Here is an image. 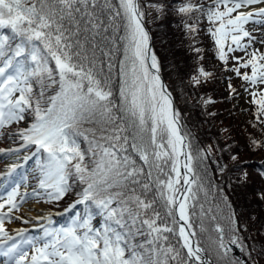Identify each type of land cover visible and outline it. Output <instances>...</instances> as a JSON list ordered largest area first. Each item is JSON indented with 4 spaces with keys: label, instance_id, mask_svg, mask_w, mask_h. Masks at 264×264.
Returning a JSON list of instances; mask_svg holds the SVG:
<instances>
[{
    "label": "snow or ice",
    "instance_id": "snow-or-ice-1",
    "mask_svg": "<svg viewBox=\"0 0 264 264\" xmlns=\"http://www.w3.org/2000/svg\"><path fill=\"white\" fill-rule=\"evenodd\" d=\"M155 7L162 11L164 6ZM176 10L191 21L184 27L193 39L206 30L219 60L225 65L234 61L229 71L243 81L252 127L259 125L264 133V50L253 47L255 38L247 27L250 23L264 26V0H183ZM143 18L138 0L116 4L112 0H0V30L12 33V38L0 36V129L33 116L34 122L14 135L24 148L34 149L25 159L36 158L39 188L58 203L75 183L77 199L69 209L84 205L87 212L67 227L44 228L46 240L37 246L22 231L13 235L5 226L19 208V191L0 197V256L8 257L9 264H209L205 249L193 239L195 205L190 203L196 200L192 185L199 177L189 179V174L194 175L193 162L203 153L194 157L187 135L181 134L180 113L161 79ZM121 28L123 34L118 35ZM110 30L112 36H105ZM97 36L109 41L107 51ZM97 50L108 58V76L103 74ZM193 51L199 57L201 49ZM119 52L117 103L111 73L117 68L114 53ZM237 52L244 55H229ZM193 73V85H202L212 76L203 66ZM229 89L236 92L231 84ZM84 124L99 127L81 131ZM129 127L134 129L131 143L125 134ZM81 137L87 149L78 142ZM252 143L264 147L256 139ZM153 187L155 193L149 198ZM159 201L166 209L164 215L156 207ZM93 207L103 218L100 227L92 222ZM229 220L227 230L215 226L217 255L223 264H258L252 255L255 248L247 243L251 239L245 235L247 228L234 216ZM138 235L145 240L131 242ZM17 237L30 249L22 247ZM234 249L246 253L247 259L230 256ZM259 255L264 257V250Z\"/></svg>",
    "mask_w": 264,
    "mask_h": 264
},
{
    "label": "trees",
    "instance_id": "trees-1",
    "mask_svg": "<svg viewBox=\"0 0 264 264\" xmlns=\"http://www.w3.org/2000/svg\"><path fill=\"white\" fill-rule=\"evenodd\" d=\"M182 2L183 0H140V5L144 12L143 21L152 35L154 53L159 61L163 78L172 93L176 111L180 113L179 119L182 122L184 134L187 135V142L192 145V154L195 157L198 152L203 153L202 158L195 159L193 162V177L194 179L199 177L193 187V191L197 193L196 200L193 201L195 208L191 215L194 225L192 230L197 233L194 238L205 249L211 262L223 264V260L217 255L214 243L215 226L220 224L227 230L230 225L229 218L234 216L242 227L247 228L245 235L251 237L247 243L255 248L252 252L253 257L258 264H264V257L259 255L264 250V198H262L264 197V147H256L252 143V140L256 139L264 144V133L259 131V125L256 128L252 127L253 122L247 120L249 110L240 108L235 100L237 88L227 75L229 67L219 60L213 41L206 30L197 34L195 39L186 31L184 24L187 17L181 16L176 10ZM112 3L116 4L118 0H112ZM155 5H163V10H159ZM108 14L105 10V19ZM187 22L191 23V21ZM201 23L206 25L207 22ZM122 34L121 28L118 35ZM2 35L12 38L10 30H0V36ZM105 36L111 37V30ZM96 40L101 47L105 48V51L108 50L110 45L107 39L97 36ZM15 42H19L18 38ZM193 48L201 49L199 57L203 59H199ZM96 55L104 63V76H108L106 67L108 58L104 57L99 50ZM120 59H122V52L114 53L113 63H117ZM197 66L205 67L212 74L202 85L190 83V77L194 74L193 69ZM97 67L101 65L98 63ZM117 72L118 63L117 68L111 73V79L114 99L119 103ZM229 84L236 89L235 93L229 89ZM205 100H211L212 103L205 104ZM118 115L122 114L118 113ZM32 122L34 117L27 115L19 129L30 126ZM93 127L98 128L99 125L84 124L81 131ZM132 132V128L129 127L125 133L129 135L130 143ZM78 142L81 143L82 148L87 149L88 144L82 137ZM209 149H213L212 153H209ZM129 152L137 163L147 170V166L134 152H131V149ZM233 156L236 157L235 160L232 159ZM34 168L39 176L36 160ZM155 177L156 171L153 170V179ZM37 180L40 201L49 209L62 211L77 199L76 192L79 188L75 183L73 191L57 203L48 199L47 192L39 188V179ZM200 186L203 189L205 186L207 193L200 191ZM154 193L155 187L147 195L152 198ZM201 205L204 210L203 215H201ZM156 207L162 215L165 214L166 209L163 208L162 201H159ZM91 211L94 216L93 224L100 227L103 224V218L94 207ZM86 215L84 205H77L70 213L63 216L55 229L67 227L77 216ZM167 219L171 226L170 218ZM201 228L204 230L202 231ZM144 240V236L138 235L131 242L141 243ZM171 243L176 245V239L172 238ZM237 250L238 255H235L234 251L229 255L237 260H246V253Z\"/></svg>",
    "mask_w": 264,
    "mask_h": 264
},
{
    "label": "rangeland",
    "instance_id": "rangeland-1",
    "mask_svg": "<svg viewBox=\"0 0 264 264\" xmlns=\"http://www.w3.org/2000/svg\"><path fill=\"white\" fill-rule=\"evenodd\" d=\"M247 27L251 31L252 36L255 38L252 41L253 47L264 50V43H260L261 40H264V26L260 24L250 23L249 25H247ZM233 55L242 56L244 54L240 52L230 54V56ZM233 66L234 61L232 60V62H230L227 67L231 69ZM227 75L230 76V81L233 82L235 87L237 88L235 100L238 102L240 108L249 110L247 120L253 122L251 105L248 103L249 96L242 87L243 81L236 77L235 73L232 71H228ZM17 131V124L12 125L11 128L6 127L4 129H0V146L6 144V147H8L7 149L12 150V152H8V155L3 159V165L12 162L16 157H22L21 159H25V157L29 156L27 153V150H29V148L15 147L19 138L18 136L14 135V133ZM132 131H134V129H132ZM244 136L246 137V134H244ZM17 149H19L20 151H15ZM211 150L213 151V149ZM212 151L210 153H212ZM34 173L35 171L33 170V164L31 163L30 159L26 160L24 162L23 168L17 173L18 176L16 175L14 177L12 183L10 184V186H8V189L4 193H0V197L6 196L7 193L12 191L13 189H17L19 191V208L18 210L10 214L11 219L9 221H6L5 226L13 235L16 234L14 232H16L17 230L22 231L29 240H32L37 244V246H40L45 242L46 239L44 236V228H50L51 223H49V218L52 222L53 216L47 206L39 201L40 198L38 196V192L34 187ZM193 187L194 185H192V189ZM200 191H204L203 193H207L205 192V186L204 189L202 187ZM22 193H24V195H22ZM190 203L193 204V201ZM35 206H41L42 208H40V211L35 212ZM43 209L47 212H42L44 211ZM48 211L50 215L47 217L45 213H48ZM31 213H35L37 218H32ZM45 217L46 220L42 221ZM24 221H28V223H25ZM17 240L21 243L22 247H24L25 249H30L31 246L28 245L21 237H17ZM235 253L237 254L236 249ZM0 264H9V258L0 256Z\"/></svg>",
    "mask_w": 264,
    "mask_h": 264
},
{
    "label": "bare ground",
    "instance_id": "bare-ground-1",
    "mask_svg": "<svg viewBox=\"0 0 264 264\" xmlns=\"http://www.w3.org/2000/svg\"><path fill=\"white\" fill-rule=\"evenodd\" d=\"M187 141V139H186ZM188 143V142H187ZM8 147H6V144H4L3 146H0V193H4L7 188V185H10L12 183V180L14 178V172L19 171L22 167V157H16L12 162L7 163L5 165L2 164L3 159L8 155ZM15 165V171H11L12 166ZM22 195H24V193H22ZM40 208H42L41 206H35V212L40 211ZM44 210V209H43ZM42 212H47V211H42ZM46 216L48 217L50 215L49 211L48 213H45ZM43 214V215H45ZM48 214V215H47ZM32 218H37L36 214L31 213ZM46 217L42 220L45 221ZM16 233V232H14Z\"/></svg>",
    "mask_w": 264,
    "mask_h": 264
},
{
    "label": "water",
    "instance_id": "water-1",
    "mask_svg": "<svg viewBox=\"0 0 264 264\" xmlns=\"http://www.w3.org/2000/svg\"><path fill=\"white\" fill-rule=\"evenodd\" d=\"M138 2H139V0H138ZM143 23H144V22H143ZM144 27H145V30H146V31L148 32V34H149V37H150V47H151L152 51L154 52L153 44H152V37H151V34H150L149 30L147 29L145 23H144ZM160 76H161L162 81H163L164 84H165V81H164V78H163V76H162L161 70H160ZM165 85H166V84H165ZM166 86H167V85H166ZM167 88H168V87H167ZM168 91H169V89H168ZM173 106H174V109L176 110V106H175V102H174V100H173ZM179 126H180L181 134H184L183 126H182V123H181L180 119H179ZM186 143H187V141H186ZM182 160H183V158H182ZM183 171H184V169H183V167H181V172H183ZM189 179H193V176H192L191 173L189 174ZM181 183H182V182H181ZM178 187H179V185H178ZM181 223H182V222H181ZM193 239H194V238H193ZM203 255H204V258L209 262V264H213V263L210 262V259L207 257L206 252H204Z\"/></svg>",
    "mask_w": 264,
    "mask_h": 264
}]
</instances>
